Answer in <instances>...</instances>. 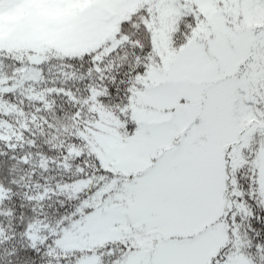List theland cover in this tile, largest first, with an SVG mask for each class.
Wrapping results in <instances>:
<instances>
[{"label": "snow or ice", "instance_id": "obj_1", "mask_svg": "<svg viewBox=\"0 0 264 264\" xmlns=\"http://www.w3.org/2000/svg\"><path fill=\"white\" fill-rule=\"evenodd\" d=\"M0 264H264V0H0Z\"/></svg>", "mask_w": 264, "mask_h": 264}]
</instances>
